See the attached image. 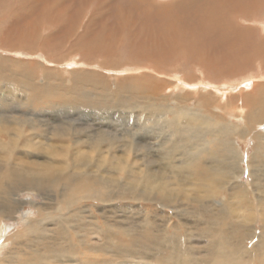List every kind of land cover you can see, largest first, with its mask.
<instances>
[{"label":"bare ground","instance_id":"1","mask_svg":"<svg viewBox=\"0 0 264 264\" xmlns=\"http://www.w3.org/2000/svg\"><path fill=\"white\" fill-rule=\"evenodd\" d=\"M157 1L160 0H0L1 48L32 51L43 55L47 63L63 61L64 51L75 50L81 52L76 54L82 60L69 55L65 60L67 68L104 65L112 69L113 73H109L115 77L142 73L138 78L124 80L113 91L132 95L125 99L127 93H123L124 99L120 100L128 102L124 107L138 110L130 119L148 130L142 146L132 129L123 135L98 130L95 136L92 124H76L75 118L53 124L51 117L36 113L38 107L30 108L34 104L31 96L37 89V83L30 85L35 83L34 62H21L18 81L0 75V236L4 237L9 228L4 222L19 220L20 209L33 203L35 193L47 202L38 208V217L29 219L21 231L9 237L10 244L0 264H181L180 256L184 264H264V133L257 132V125L264 126V67L256 75L248 66L253 55L261 56L259 61L264 63V37L255 38L253 31L242 25L257 24L264 31V16L260 14L264 0ZM184 55L192 65L187 70L190 77L169 69L170 62L186 58ZM124 60L128 62L124 67L114 66L115 61ZM235 70L243 73L242 80H227ZM149 71L176 81L169 84L165 77L155 79L145 74ZM72 72L73 79L68 83L80 84L83 89L91 85L95 94H81V102L65 99L69 100L67 108L89 106L92 110L88 112L94 111L97 121L117 122L115 116L108 117L106 113L110 108L107 99L113 100V87L98 73ZM46 73L44 68L40 71L49 81ZM66 73L71 74V70ZM49 87L55 89L57 85L47 82L38 88L48 92ZM15 97L22 102L28 100L29 111L7 110V101L15 104ZM191 98L197 103L193 107L187 103ZM91 99L106 106L97 108ZM207 100L221 110L226 121L207 111ZM115 101L122 104L119 99ZM229 116L244 119V125L229 122ZM149 123L152 126L147 127ZM248 134L255 141V151L247 159L237 138L244 135L246 139ZM153 142L158 150L151 155ZM133 149L136 156L131 158ZM118 150H122L121 154ZM158 162H162L160 167L156 166ZM245 172L250 175L249 181L242 178ZM138 174L150 180L147 192L159 196L157 203L162 202L164 208L173 209L170 205L180 200L192 207H181V213L198 220V236L205 238L203 246L197 242L203 248L199 252L204 251L200 258L183 239L171 237L159 242L153 226L141 233L148 244L138 249L121 247L115 243V236L111 240L106 236L124 233L129 238L131 228L111 221L113 216L101 210L95 219L102 222V216L103 226L92 219L88 221V211L81 212L79 219L74 215L66 217V207L84 201L93 202L89 206L99 209L102 202L112 209L118 200L128 203L125 191L130 189L126 186L141 187L144 183L130 182ZM170 180H174L176 189H170ZM23 194L28 198L20 199ZM91 235L98 240L93 242ZM75 236L79 249L70 243ZM248 241L252 244L247 245ZM106 248H114L117 255L135 249L140 253L136 258L139 261H107L93 255ZM75 250H82L83 255L78 257Z\"/></svg>","mask_w":264,"mask_h":264},{"label":"rangeland","instance_id":"2","mask_svg":"<svg viewBox=\"0 0 264 264\" xmlns=\"http://www.w3.org/2000/svg\"><path fill=\"white\" fill-rule=\"evenodd\" d=\"M176 1H178V0H160V1H157V3L169 4V3H174ZM87 10H88V8H87ZM260 14L264 16V7H263L262 12ZM261 22H263V21L261 20ZM242 25L245 28L253 31L254 35H256L255 38L256 37L257 38L258 37L259 38L264 37V31H263L261 26H259L257 24L249 23V22L248 23H242ZM6 49L1 48V46H0V75H5L7 77H10L12 79V81H18L19 80V77L17 74L21 71V69H23L21 62H26L28 60L32 64H33V62L35 63V64H33L35 66L34 72L32 71L33 76H34L32 78H35V83H34V81H32L30 83V85L37 83V86H35V87H37V89L31 96L33 99L32 103H34V104H31L33 106H30V108H32V107L37 108L38 107L39 111L38 112L36 111L37 114L39 113L41 115H45L48 118L51 117L52 119L50 118V120L53 122V124L62 123L61 120L63 121L64 118H66V123H68V121H70V119L72 120L73 118H75V120H77V118H78L81 122L79 120L75 121L73 119L74 123L76 122V124H79V125L80 124H82V125L92 124L93 127L91 130L96 131L95 132L96 134H94L95 136H97L99 134L98 130L110 133L111 135H115V132H116V134L123 135V132L125 130H131L132 129L133 130L132 133L135 134V138L137 139V141H142V146L145 145V136L148 133L147 128L143 127V125H140V123L136 119H134V120L130 119L132 117L131 115L135 114L136 111H138V110L133 109V108H127V106H125L126 107L125 108L123 104L128 103V102H126V101L122 102L121 101L124 99V97L126 99V96H127V98H130L132 95L128 92H123L124 94L127 93V95L122 97L121 95H124L123 93L121 94V92H118V93H120V94H118L117 92L113 91L114 88H116V86L119 85L120 83H122L124 80L126 81L128 79L130 80L132 78H138L142 73L130 72V73L122 74L120 76L118 75L119 77H115V76L111 75L113 73V71H111L112 69L103 68L102 66H104V65H102V63H100L102 66L98 65L99 67H93L92 65L87 66V64H86L85 67H82V68L81 67L67 68L65 60H66V58H70L69 55L73 54V58H75L76 60L77 59L82 60V57L77 56V54H76V53H81V52L75 51V50L74 51H66V53L64 51V53H63L64 54V60L63 61L57 60V62H55V63H47L46 58L43 55H38L37 53L33 54L32 51H27V50L22 51L20 49V51H22V52H20L18 50L12 51V49H7V50ZM74 53L76 56L74 55ZM184 56H186V55H184ZM260 57L261 56L253 55L251 57L252 58L251 63H249V65L247 64L249 66V68H252V70H254V74H256V75H258L257 73L260 71L258 69L264 67V63H261L259 61ZM124 58H126V57H124ZM184 58L185 57L182 56L181 57L182 60H180V58L179 59L177 58L178 59L177 61H174L173 63L170 62L169 69L181 71L182 75L190 77L191 72L187 71V70L191 69L190 67L192 65H190L189 59L187 58V56L185 58L186 60ZM28 61L26 63H29ZM37 62H39V63H37ZM40 63H42V64H40ZM50 64H52V65H50ZM127 64H128V62L126 60L121 61L120 63L118 61H115L114 66L116 68H118L121 66L124 67ZM94 66H96V65H94ZM45 67L48 69V71H47V69H45ZM115 67H114V70H120V69H116ZM36 68H37V71L35 70ZM43 68L47 72L46 74L48 75V77L50 79L49 81L46 80L47 77H44L40 74V71ZM66 68H67V70H71L72 75L69 73H66V71H67ZM184 68L186 69L187 72H184V70H185ZM72 71L80 72L79 74H85V73H87V71L88 72L91 71V73H93V72L98 73L99 76H103V79H105L104 81L107 82V84L110 87H113V89L111 91V93L114 92V94L112 93V95H114L112 97L113 100H111V97L107 99L106 102L108 103L107 105H109L110 108H108V109L106 108L108 110V111H106V113H108V112L110 113V114L109 113L107 114L108 117H111V116L114 117L115 116L114 118L117 119V122L114 120L112 123L107 122V121H105V122L104 121H97L96 117L94 116V113H93L94 111L88 112L89 110H92L89 106H88L89 109H86V106L81 107V108L79 107L77 110L74 108H71V107H70L71 110L69 108H67V105L65 103H67L69 100L72 102H81L82 101L81 94L83 95V93L86 94V93H90V92L95 94L94 93L95 88L91 87V85L90 86L87 85V89H83L80 84H75V83L71 84L70 82L68 83L69 79H73V72ZM109 72L110 73L112 72V73L110 74ZM10 73L12 74V76ZM148 73H149V75L151 74L150 76L153 75L155 77V79H158L160 77H161L160 79H164V77H165L164 75L157 76L156 74H153L150 71L145 72V74H148ZM246 74H248V73H246ZM240 75H241V77L239 78ZM227 77H230L227 80H232L235 78L241 79L244 77V75H243V73H240V72L235 70L234 75L227 76ZM165 79L166 80L168 79L167 83H169V84H173L174 83L173 81L175 80V79H172L170 77H165ZM171 80H173V81H171ZM220 80H225V78L220 79ZM44 82L45 83L48 82V84H55L56 83L57 88L53 89V88H51L53 85H51V87H49L50 91L45 90L48 92H43L42 90H44V89L38 88V87H41L42 85H44L45 84ZM78 86L81 87L82 89H75L74 91L68 90L71 87L76 88ZM6 89H7V87H5L3 90H6ZM25 91H27V90H24V91L22 90V92H25ZM22 92L19 93V95L23 96ZM117 94L120 95L119 98H118ZM235 94L237 95V93H235ZM65 96H66V98H64ZM20 97H18L17 99H16V97H15V99H12L13 102H15V104H11L10 102L7 101V103H6L7 107H5V108L7 110H10V111L14 110V111H18V112L29 111V108H27L26 106L30 105V102H28V100H24L22 102ZM116 98L119 99V102L121 101L122 104L117 105V101H115V100H117ZM65 99L66 100L69 99V100L66 102ZM194 100L195 99L191 98V100L187 103L189 105H191V107H193L194 105L197 104V103H195ZM83 101H87V100H83ZM89 101H91L94 105L96 103V107H97V105L98 106L104 105V104H99L98 103L99 101H97L95 99H91ZM209 103L210 102L207 100V102L204 104L205 105L204 107L207 109V111L210 112L214 116L216 115L215 117H217V118H221V117L225 118L224 120L226 121L227 119H226L225 115L221 112V110L215 104H211V103L209 104ZM76 104H78V103H76ZM59 105H61V106H59ZM116 105H117V107H116ZM104 106H106V105H104ZM96 107H95V109L98 108V107L97 108ZM196 107H198V106H196ZM196 107H194V108H196ZM99 108H101V107H99ZM116 116H118V118ZM134 117H136V115ZM229 118H230V120H228V121L232 122L233 124H235L238 127L240 126L238 123H240L241 125H244V119H240V118L238 119V118H235V116H229ZM94 119H95V121H93ZM110 124H111V126H110ZM100 125H103V126H100ZM148 126H152V125L149 123L147 125V127ZM112 130H114V131H112ZM257 132L264 133V126L263 125H260V126L257 125ZM136 133H137V135H136ZM244 135H245V133H244ZM244 135L242 136V138L238 137L237 139L239 141L241 148L243 149V151L245 153V157L248 159L252 154H254L255 141L253 140L252 135L248 134L249 136L246 139H244ZM140 139H142V140H140ZM152 144L154 145V142L150 144L149 149L153 150V152L151 150V153H152L151 155H154V153L157 154L158 148L156 146H153ZM149 149H147V150H149ZM121 151L122 150H118V154H121V153H119ZM132 151L133 152H131L132 153L131 158H133L134 155L136 156V154H133V153H135L134 149ZM144 151H145V149H144ZM137 153L140 155V153H142V151L141 152L138 151ZM137 162L140 164V161H137ZM158 163H160V164H157L156 166L160 167L162 162H158ZM144 164H146V163H144ZM142 168H143V170H145L144 166ZM152 169H154V168H152ZM245 173H246L245 176L243 175L242 178L244 179V181H249L250 175L248 172H245ZM111 176H112V174L107 175V177H111ZM140 176H141L140 174H138V176H134V178L130 179V182L134 181V183H136V181H138V183H140L141 181L144 180V183H146V182L147 183L145 185H143L144 184L143 183L142 184L143 186L141 185V187H138V185L126 186V187H128V189H130V191H125V196L128 195V197H129V198L127 197L128 201H129L128 203L123 202L122 200H118V201H116L117 203L114 202L116 207H114V209H112V207H107L106 206L107 204L102 202L103 204L101 203L99 205V207H100V209H99L96 207H90L89 206V204H91L93 202H90V201L85 202L84 201L82 204H80L81 206L76 205V206H73L70 208L66 207V210H67L66 211V217H73V215H74L75 218L77 219L78 217L81 216V212L86 213L88 211L89 213L86 215V216H88L86 219L88 221H89V219H92L91 221L93 223H100L101 224L105 220L102 218V216H100L101 217L100 220L102 222H99L97 219H95L96 218L95 214H97L99 216L101 211L102 212L104 211L103 214L108 215V216H111V215L113 216L114 219L113 220L111 219V221H113L115 223L120 222L119 225L124 224V226H126L127 228H131V234H130L129 238L124 233H120L119 235L112 233V234H109L110 236L109 235H108V237L106 236V238H108L109 240H111L113 238V236H115L114 237L115 243L118 245H121V247L133 246V248L138 249L139 245H141V244L144 245L145 243L148 244V239L145 238L146 236L145 237L141 236V233L146 229V227L151 228V226H153L155 229H157V231H156L157 234L156 233L155 234L158 236L159 242L164 241V239L168 240L171 237H174L173 239H175L176 241H178L177 238L183 239L184 242H186V246L189 249L196 250V253H197L196 256H198L197 258H200V254L204 253L203 250H202L203 252L202 251L199 252V251H200V249H203L202 246L205 244V238L198 236L199 232L197 231L198 227L196 226V222L198 220L196 217H194L191 214H187L184 212L181 213L183 208L186 209L190 206L189 203L187 201H181L180 200L181 202L176 201L175 206L170 205V207H173V209L164 208V205L161 204L162 202L157 203L159 200L158 199L159 196L157 197L155 194H152V192L151 193L147 192V190L150 187V180L146 177L141 179ZM123 177H125V175H121L120 178H123ZM141 177H143V175ZM170 183H172L170 189H176V187L173 186L174 180H172V182L170 180ZM144 190L146 191V193L142 192ZM142 194H144V195L142 196ZM27 198H28V196H26V195L24 196V194L20 196V199H27ZM137 198H142V200H138ZM147 198L150 199V200H148L149 202L144 201ZM155 200H156V202H155ZM31 201H33V203H27L20 209V214H19L20 217H18L19 220H17V221L8 220V221L4 222V225H6L9 228L7 229V232L5 233L4 237L0 236V257H2L4 255V253L7 251L8 247H9V244H10L9 237H11L14 234H16L17 232L21 231L29 219L38 217V208L41 207L44 203H47V202H44L42 196L39 193H35L33 196V199H31ZM127 204L129 205L128 209H127V207H125ZM82 207H84V209ZM174 207L177 209H174ZM181 207H182V209H181ZM179 210H180V212H179ZM92 211H94L95 213L93 214ZM184 218L185 219L187 218V219L184 220ZM148 222H149V224H148ZM20 223H21V225H20ZM177 223H180V224L182 223L183 225L179 224V226H177ZM147 224H148V226H147ZM154 224L156 225V227L154 226ZM101 225L103 226V224H101ZM94 226H95L94 229H97L96 225H94ZM256 226H257V224H255V227ZM178 227H180V228H178ZM202 227H201V229H202ZM91 237L93 238V242H96L98 240L95 236L91 235ZM100 237L103 239L104 235L102 234ZM102 239H101V242H102ZM104 240L106 241L104 243H108L106 239H104ZM255 240H257V239H255ZM198 241L201 242L202 246L197 245ZM70 243L75 244L76 247L79 249V245H78L79 240H78L77 236H75L74 241H70ZM251 244H252L251 241L247 242V245H251ZM113 250H115V249L113 248ZM113 250L110 248H106V249H102L100 251H94L97 253H93V255H99L100 257L104 258L107 261H109V260H115V261L116 260L129 261L130 260V261H132L133 260L136 263L139 261L136 258L139 257L138 255H140V253L138 254V251H136L135 249H132V250L126 252L127 254H130L129 256H127V254H125V252L119 253V255H117V253L114 254ZM82 252H83L82 250H81V252L78 250H75V254L78 257L80 255L81 256L83 255ZM131 254H135V255H131ZM169 254H171V251ZM133 256H136V257H133ZM176 259H178V257H176ZM190 259H191V257H190ZM90 260H96V259H90ZM101 260L102 259H99V261H101ZM178 260H179V263H181V264H184V262H185V259L183 258V256H180ZM153 261L156 262V259ZM149 262H152V261L149 260Z\"/></svg>","mask_w":264,"mask_h":264}]
</instances>
